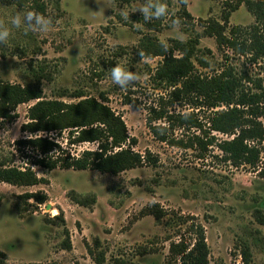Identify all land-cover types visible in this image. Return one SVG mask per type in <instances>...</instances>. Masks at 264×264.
Instances as JSON below:
<instances>
[{
  "label": "rangeland",
  "instance_id": "obj_1",
  "mask_svg": "<svg viewBox=\"0 0 264 264\" xmlns=\"http://www.w3.org/2000/svg\"><path fill=\"white\" fill-rule=\"evenodd\" d=\"M29 0H0V23L11 29L7 44L0 45V81L31 85L39 73L44 100L77 103V92L101 99L122 118L129 139L123 147L157 158V164L122 172L102 174L95 170L33 165L40 152L17 144L19 140L43 137L58 144L53 157L79 156L97 150V142H76L80 130L56 129L34 133L22 131L28 110L37 101L17 107V118H0V159L16 166L32 165L38 177L47 180L36 186H12L0 182L4 195L0 206V252L8 264H96L88 252L104 255L103 264H181L170 254L172 243L181 236L194 243L188 224L180 216L200 222L210 249L209 264H264V178L248 165L234 166L219 144L233 135L210 130V117L218 107L207 109L194 103L173 101L170 87L153 81L162 57L141 58L137 45L143 36L155 37L168 45L171 40L187 41L204 31L205 21L222 22L226 1L187 0L192 20L182 19L180 5L172 0L168 15L145 21L138 11L144 0L125 4L117 0H40L42 13ZM126 10L128 18L121 15ZM34 11L51 17L53 28L46 33L15 28L12 18ZM179 19L180 26L173 27ZM254 16L244 4L233 12L227 24L248 27ZM199 52L193 58L197 72L212 76L233 68L239 75L264 78L262 61L250 62L232 50L218 46L214 37L201 36ZM178 55V53H175ZM141 74L134 87L123 91L110 77L116 65ZM130 101L132 104H128ZM162 107L170 114L198 118L200 128L189 124L154 122L148 127L150 109ZM264 125V116L260 118ZM131 139H135L134 141ZM61 149V150H60ZM259 168H264V142ZM65 150L66 153H63ZM117 150V149H116ZM43 191L45 204L26 201L22 195ZM95 195L90 207L75 204L68 194ZM158 203L166 215L156 219L142 210ZM63 212L70 233L71 250L62 248L64 226L55 219ZM55 213V214H53ZM57 213V214H56ZM189 231V232H188ZM251 258L245 262L242 250Z\"/></svg>",
  "mask_w": 264,
  "mask_h": 264
},
{
  "label": "trees",
  "instance_id": "obj_2",
  "mask_svg": "<svg viewBox=\"0 0 264 264\" xmlns=\"http://www.w3.org/2000/svg\"><path fill=\"white\" fill-rule=\"evenodd\" d=\"M117 1L130 4L138 0ZM171 1L161 0L168 6L172 4ZM177 1L182 19L192 20L187 4L182 0ZM28 2L34 9L44 13L46 7L42 1L29 0ZM55 4L59 7V0H55ZM242 4L254 16L255 23L248 27H232L227 32L231 14ZM222 18L223 23L203 22L204 31L185 42L171 40V43L166 45L155 37L143 36L137 49L139 53H143V57L139 55L141 58L162 57V62L153 71L152 79L173 89L171 102L185 100L207 109L226 107V109L215 111L209 119L210 130L234 136L231 140L222 141L219 144L220 150L234 166L248 165L260 170L259 174L264 178V168H259L261 144L264 142V125L260 120L264 116V78L254 79L246 73L239 75L233 68L203 77L197 72L193 62V58L199 52L201 36H208L214 37L219 47L232 50L234 55L248 58L253 63L262 61L264 64V0H238L235 3L226 1ZM176 52L178 55L175 54ZM34 78V82L29 86L0 81V118L13 120L18 116L16 110L19 105L36 100L37 102L28 110L30 121L22 125V131L34 133L75 128L80 130L76 142H97L98 149L85 150L76 157H53L52 153L60 148L57 143L43 137L19 140L17 142L19 146L40 152V157L34 161L33 165L48 170L62 167L118 175L144 165L157 164V158L151 156L149 151L142 155L128 146L123 147L129 139L126 125L122 118L115 115L106 104L107 98L104 94L98 100L84 95L83 92H77L73 95L75 98L84 97L77 103L47 101L43 99L41 85L45 76L35 73ZM128 104L132 103L128 101ZM150 112L151 116L147 124L157 135L159 127L153 124L162 119L189 124L195 128L201 127L199 119L191 115H172L162 107L151 108ZM62 152L66 153L65 150ZM0 182L12 186L30 187L46 183L47 180L38 177L32 165L16 166L0 159ZM22 197L27 202L33 200L37 205L45 204L48 198L43 191L26 193ZM68 197L75 204L84 207H90L96 203L95 195H81L71 191ZM3 198L4 195L0 192V206ZM141 213L153 215L158 220L166 215L158 203L146 207ZM179 218L182 224L190 222L188 229L194 236V243H188L181 236L178 243L171 244L170 254L179 257L181 264H209L210 249L206 242L203 225L183 215ZM55 219H60L64 226L65 239L62 248L71 250L70 233L66 228L63 212L55 216ZM87 247L96 264H103L104 255L102 253L96 255L89 246ZM242 255L248 263L251 258L248 247L243 248ZM0 264H8L3 252H0Z\"/></svg>",
  "mask_w": 264,
  "mask_h": 264
},
{
  "label": "clouds",
  "instance_id": "obj_3",
  "mask_svg": "<svg viewBox=\"0 0 264 264\" xmlns=\"http://www.w3.org/2000/svg\"><path fill=\"white\" fill-rule=\"evenodd\" d=\"M182 2L187 4V0H182ZM138 11L142 14L145 21H151L167 17L169 10L168 5L161 2V0H144L143 6ZM121 15L126 19L128 18L126 10H121ZM11 24L15 28L23 27L26 33L28 31L46 33L51 31L54 26L51 17H46L34 11L18 12L12 18ZM179 26V19L174 20L173 27L178 28ZM10 35L11 29L0 23V45L7 44ZM139 55L143 57V53H139ZM109 71L112 82L123 91H126L129 87H134L141 79V74L130 71L119 64L112 67Z\"/></svg>",
  "mask_w": 264,
  "mask_h": 264
},
{
  "label": "bare ground",
  "instance_id": "obj_4",
  "mask_svg": "<svg viewBox=\"0 0 264 264\" xmlns=\"http://www.w3.org/2000/svg\"><path fill=\"white\" fill-rule=\"evenodd\" d=\"M53 214H55V213H53ZM57 214V213H56Z\"/></svg>",
  "mask_w": 264,
  "mask_h": 264
}]
</instances>
